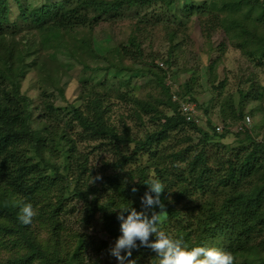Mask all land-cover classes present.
Here are the masks:
<instances>
[{
  "label": "trees",
  "instance_id": "1",
  "mask_svg": "<svg viewBox=\"0 0 264 264\" xmlns=\"http://www.w3.org/2000/svg\"><path fill=\"white\" fill-rule=\"evenodd\" d=\"M14 1L26 27L30 28L28 32L35 30L41 47L46 49L63 44L65 37L79 28L92 31L103 18H118L123 9L153 5L179 9L178 0H46L33 9L21 0ZM9 2L0 0V237L8 239L13 248L15 255L10 264H118L110 260L112 246L108 242L102 241L95 247L89 244L90 251L86 255L73 246L74 240L82 238L84 232L60 224L59 211H65V192H73L85 204L80 227L100 216L104 230L111 239L117 240L122 235V221L118 219L122 212L127 218L134 209L151 218L153 211H161L158 205L153 208L142 203L146 193L155 196L146 185L155 179L166 189L161 194L165 205L161 230L168 236L183 239L189 248L202 246L230 252L234 264H264V239L259 241V236H264V142L255 139L252 124L239 133L228 130L217 133L218 122L211 118L207 107L205 127L185 120L172 95L175 93L180 99L193 102L190 86L186 85L183 95L166 83L168 69L173 66L172 56L180 48L178 31L168 34V58L160 62L166 67L157 62L146 63L140 69L160 85L162 97L157 101L138 98L130 105L129 99H124L121 106H130L128 113L114 119L113 112L118 105L104 93L108 74L96 84L81 85L83 105L72 110V120L82 129L80 139L89 145V150L81 152L78 141L69 142L65 135L61 136L63 130L61 132L60 128L55 131L43 124L35 129L32 125L31 99L22 94L21 79L34 66L47 73L57 85L61 71L51 61L39 60V45L30 37H26L25 45H15L14 37L8 40ZM241 6H248L251 14L240 18L232 13ZM210 7L212 17L200 22L203 34L211 35L209 31L221 30L228 41L240 39L237 48L245 55L264 60V20L251 17L262 7L259 0H214ZM216 10L230 12L221 19L214 13ZM198 11L201 13L198 7L186 8L189 15ZM136 31L140 36H131L128 45L114 49L116 61L105 57L109 65L93 70L114 72L118 77L122 71L129 70L123 67L125 60L143 64L144 42L141 39L151 32L147 27H137ZM35 56L37 59L30 65L29 61ZM57 89L63 95V88ZM240 96L239 105L231 98L221 103L219 122L225 126L244 120L245 98L259 106L264 104V90L254 86L249 93L240 91ZM46 109L51 114L55 111L53 104ZM260 111L264 112V107ZM228 137L241 141V147L231 148L222 143ZM62 141L70 146L69 156L62 167L53 165L55 176L65 183L67 178L61 173L65 170L68 177L76 176L72 181H84L83 184L78 182L72 190L65 187L63 192L60 188L62 195L49 213L51 207L47 204L52 206L51 197L46 196L59 181L40 171V166L51 165L47 153L56 158L63 154V151L57 152ZM95 155H109L102 158L99 171L91 165ZM26 204H31L35 212L39 204H44L28 225L18 219ZM124 208L130 209L123 211ZM41 225L49 226L47 230L52 237V242L46 246L38 231ZM154 239L150 237V241ZM100 249L108 251L105 259L95 255V250L98 253ZM155 257L156 253L149 248L133 249L132 259L136 264H156Z\"/></svg>",
  "mask_w": 264,
  "mask_h": 264
},
{
  "label": "rangeland",
  "instance_id": "2",
  "mask_svg": "<svg viewBox=\"0 0 264 264\" xmlns=\"http://www.w3.org/2000/svg\"><path fill=\"white\" fill-rule=\"evenodd\" d=\"M46 0H21L24 5L33 8L41 6ZM60 1V0H50ZM214 0H178L179 9L162 8L159 5H153L147 8H132L123 9L120 16L115 19L106 20V17L101 22L94 26L92 31L89 28H79L73 34L67 35L63 40V44L58 47L53 46L48 49L42 48L39 34L35 30L29 33L30 28L26 27L25 21L21 18V10L14 0H10V24L7 30V38L15 39V45L23 43L25 45L30 37L33 43L39 46L40 50L39 60L44 59L59 68L61 72V79L54 82L44 71L30 67L26 77L22 80V94L31 99L32 109V125L35 129L43 124H46L51 129L60 128L59 130L65 135L69 142L77 140L78 148L81 152L89 150L88 143L80 139L82 129L77 125L75 120H72L73 108H80L83 105L81 98V85L85 83L96 84L106 74V85L104 93L112 103L118 105L114 109V119L118 115L127 114L128 105L121 106L124 99H129L130 105H133L135 99L141 98L152 102L157 101L162 97L161 87L158 82L146 72H141L140 69L147 63L156 64L162 59L168 58L170 43L168 42V34L170 31H178L177 42L180 44L172 56L173 66L168 69L166 83L172 86L173 90L180 91L185 95L186 85L190 86L191 95L195 103L203 111L206 119L207 114L205 108L210 109L211 118L214 122L221 121L219 115V108L224 100L231 98L236 105L240 103V91L248 92L251 86L264 90V60L261 58L251 59L248 55L237 48L240 42L239 38H233L228 41L227 37L221 30H211L206 35L202 33L200 22L212 17L213 9L210 7ZM220 1V0H219ZM262 5L261 8L256 9L252 13V18L264 20L262 16V9L264 10V0H259ZM218 2V1H217ZM187 7H198L201 9L193 15L186 12ZM205 8V9H204ZM220 12V11H219ZM216 10L214 13L220 15L221 19L230 11L223 10L219 14ZM251 14L248 6H241L236 9L234 15L240 18L246 13ZM137 27H147L151 32L141 40L143 43L144 62L137 64L131 60H125L123 67L129 70H124L115 77L114 72H107L104 70H93L96 67H106L109 65L105 57L115 59L113 51L120 45H128L127 41L131 36L138 35ZM140 36V35H138ZM26 37L28 39H26ZM36 41V42H35ZM13 42V41H12ZM22 45V44H21ZM23 49V46H19ZM153 58H150V57ZM29 61L30 65L36 60ZM164 67H166L164 65ZM92 69V70H91ZM58 73V72H57ZM56 74V71L54 72ZM59 78V76L55 75ZM103 80V79H102ZM63 88V95L57 89ZM251 92V91H250ZM189 96V95H188ZM53 104L55 111L53 114L46 109L48 105ZM264 104H256L245 98L243 109L246 115H250L252 120V132L258 142H264V112L260 109ZM112 113V115H113ZM130 123V122H129ZM131 124V123H130ZM56 131V130H55ZM243 138V137H242ZM231 148L239 149L241 141L235 137H228L224 142ZM72 144V143H71ZM57 152L63 151L60 157H52L47 153L50 166L41 165L40 171L49 175L55 180V171L52 169L54 164L61 167L67 163V151L70 146L65 141L58 146ZM232 154V153H231ZM109 157V155L94 156L92 158V166L95 171L102 168V158ZM63 177L67 178L66 182L56 183L52 185V192L46 197H51L52 206L51 213L57 206L58 197L62 195L59 189L67 187L70 190L74 189L78 181L74 179L73 174L68 177V173L62 170ZM52 181V180H50ZM49 181V182H50ZM66 184V185H65ZM83 184V183H82ZM81 184V185H82ZM62 186V187H61ZM66 200L63 209L59 211L61 220L60 224L71 230L80 232L83 231L82 238L74 240L73 246L80 248L82 253H89V244L99 245L100 242H108L112 247L116 240L111 239L110 235L104 230L100 216L90 220V223L80 227V218L84 216L85 204L74 196L73 192H65ZM36 201V200H35ZM42 202V200H38ZM222 202L220 200L218 205ZM161 203L162 195H161ZM164 204V203H163ZM44 208V204H39L38 210ZM156 208V205L153 206ZM58 210V209H57ZM59 225V224H58ZM49 228L48 225H46ZM40 239L44 246L51 243V233L48 232L45 226L41 225ZM259 241L264 239V236H259ZM0 237V264H10V259L14 256V251L9 240ZM81 246V247H80ZM23 251V250H22ZM21 251V252H22ZM96 251V252H95ZM95 255L99 254L100 258L107 257V250L100 249ZM94 254V253H93ZM111 261H117L115 257H110ZM35 264H39L38 262Z\"/></svg>",
  "mask_w": 264,
  "mask_h": 264
},
{
  "label": "clouds",
  "instance_id": "3",
  "mask_svg": "<svg viewBox=\"0 0 264 264\" xmlns=\"http://www.w3.org/2000/svg\"><path fill=\"white\" fill-rule=\"evenodd\" d=\"M149 192L142 203L145 207L158 205L161 211H153L151 218L143 212L131 209L130 215L124 217L123 212L118 216L122 221L120 231L122 235L115 245L109 249V254L115 257L118 264H136L132 259L133 249L145 247L156 253V264H234V256L217 248L196 246L189 248L183 239H173L161 230V223L165 205L161 203V194L166 191L165 185L158 179L146 184ZM136 189H133L135 192ZM130 208H124L128 211ZM36 212L31 204L24 205L18 215L19 221L28 225L32 222ZM150 237H155L150 241ZM140 241V244H137ZM124 253V254H122Z\"/></svg>",
  "mask_w": 264,
  "mask_h": 264
},
{
  "label": "built area",
  "instance_id": "4",
  "mask_svg": "<svg viewBox=\"0 0 264 264\" xmlns=\"http://www.w3.org/2000/svg\"><path fill=\"white\" fill-rule=\"evenodd\" d=\"M159 66L164 67V64L159 63ZM172 100L174 103L178 104L180 111L187 122L205 127L206 117L197 103L182 100L175 93H173L172 95ZM251 124V117L249 115H246L244 120L237 125L225 126L222 122H218L215 129L219 134H222L227 130L231 133H239L244 131L246 127L249 128Z\"/></svg>",
  "mask_w": 264,
  "mask_h": 264
}]
</instances>
